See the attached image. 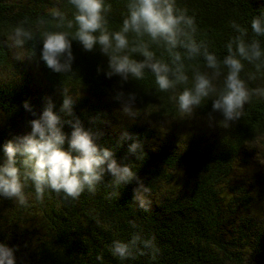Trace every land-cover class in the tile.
Segmentation results:
<instances>
[{"label":"trees","instance_id":"obj_1","mask_svg":"<svg viewBox=\"0 0 264 264\" xmlns=\"http://www.w3.org/2000/svg\"><path fill=\"white\" fill-rule=\"evenodd\" d=\"M106 2L107 27L118 30L127 0ZM52 7L71 18L68 0H0V146L28 133L29 121L39 117L46 100L59 113L67 88L76 98L72 115L59 113L62 119L78 118L97 133V143L113 148L116 160L129 163L136 179L113 188L106 172L95 192L85 191L75 200L51 190L36 200L30 184L24 189L25 205L0 198V243L13 248L14 264H264V98L250 96L241 117L227 127L211 109L214 97L205 98L191 116L182 115L176 94L191 86L193 71H212L202 56L186 58L183 49L188 80L167 90L158 89L147 71L140 80L106 76L107 57L96 47L84 50L75 40L71 72H53L40 60L38 39L41 31L64 30L48 14ZM175 7L194 18L193 38L221 60L226 41L237 34L233 21L247 29L246 40L255 36L250 21L264 12V0H175ZM18 25L34 36L18 49L19 59L7 39ZM139 39L156 58L170 59L162 45L147 36ZM256 39L264 49V36ZM30 52L34 55L28 58ZM241 63L246 86L264 87V59ZM225 71L220 65L213 81L217 88ZM129 93H134L135 117L121 111ZM170 125L174 130L182 125L185 133L167 131ZM62 131L67 137L71 125L65 123ZM132 139L141 144L139 159L128 152ZM138 183L148 189L147 210L132 199ZM133 233L153 238L155 259L148 250L123 261L110 254L113 239L127 241Z\"/></svg>","mask_w":264,"mask_h":264},{"label":"clouds","instance_id":"obj_2","mask_svg":"<svg viewBox=\"0 0 264 264\" xmlns=\"http://www.w3.org/2000/svg\"><path fill=\"white\" fill-rule=\"evenodd\" d=\"M68 3L72 9L70 19H66L65 13L56 7L47 10L55 19L56 28L63 26L64 30L41 31L38 37L41 43L40 60L53 72H71V42L75 40L84 50L96 47L107 57L106 76L115 74L125 81L140 80L147 71L154 77L158 89L167 90L188 80L179 51L183 49L186 58L202 56L206 68L212 71H193L191 86L176 94L175 103L182 115L191 116L205 98L214 97L211 109L220 114L222 124L227 127L241 117L243 106L250 96L264 98V87L249 89L240 77L242 60L256 62L264 59V49L256 39L264 36V12L252 17L250 28L255 36L250 40L245 39L247 29L232 22L237 34L226 41V55L218 60L214 52L193 38L196 30L194 18L176 8L175 0H127V15L118 30L107 27L110 4L106 0H68ZM129 34H133V39L129 38ZM143 36L162 45L170 59L165 62L156 58L148 43L139 39ZM7 39L12 48L23 50L26 42L32 41L34 36L18 25ZM133 54L141 58L137 59ZM33 55L30 52L27 57ZM220 65L226 71L222 86L217 88L213 81L220 75ZM259 66L256 65L257 68ZM121 95L117 93L116 98L120 99ZM75 98L67 88L62 89L59 113L64 117L72 115ZM133 102L134 93H129L121 107L123 114L129 117L138 114L132 107ZM23 106L26 110L30 108L27 102ZM59 113L53 111L52 101L46 100L39 117L29 121L30 131L0 146L3 153L0 158V198L25 205L27 197L24 189L30 184L36 200L42 199L47 190L60 194L63 199L75 200L85 191L95 192L97 185L104 181L106 172L111 176L113 188L136 179L135 170L129 163L116 160L113 148L97 143V133L83 127L78 118L65 120ZM65 123L71 125L67 137L62 131ZM122 136L129 138L127 132ZM65 142L66 149L63 147ZM140 148V142L132 139L128 152L139 159L143 156ZM147 191L138 183L132 197L137 206L145 210L149 207L144 195ZM145 250H148L150 259H155L158 249L153 238H142L139 233H133L127 241L113 239L109 248L110 254L121 261L135 254L143 255ZM96 258L102 260L100 255ZM0 264H14L13 248L5 243H0Z\"/></svg>","mask_w":264,"mask_h":264},{"label":"rangeland","instance_id":"obj_3","mask_svg":"<svg viewBox=\"0 0 264 264\" xmlns=\"http://www.w3.org/2000/svg\"><path fill=\"white\" fill-rule=\"evenodd\" d=\"M13 51H14L15 54H17L18 56L20 55V57H22L23 54H22V52L18 51V49H14ZM18 56H17V57H18ZM0 73H1V72H0ZM170 126H171L170 128L166 129V130L169 131V132H170V131H172V132L175 131L174 133H177V134H179V135H183V133H185V132H183V129H184V128H181L182 125H179V126H178V128H179L178 130H174V128H172V125H170Z\"/></svg>","mask_w":264,"mask_h":264}]
</instances>
